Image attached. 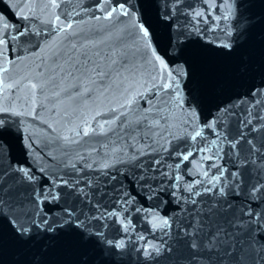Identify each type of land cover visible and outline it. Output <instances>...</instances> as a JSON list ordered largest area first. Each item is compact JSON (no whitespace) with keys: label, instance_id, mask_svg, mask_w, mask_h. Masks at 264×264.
Wrapping results in <instances>:
<instances>
[{"label":"water","instance_id":"95a60500","mask_svg":"<svg viewBox=\"0 0 264 264\" xmlns=\"http://www.w3.org/2000/svg\"><path fill=\"white\" fill-rule=\"evenodd\" d=\"M117 2L123 0H104L101 11L89 7L96 0H8L13 9L19 8L16 15L6 3L0 2V13L16 28L24 29L23 35L17 36L16 28H12L5 36L0 26V38L7 41L0 42V109H7V113L0 114L10 116L13 128L8 150L0 158V170L9 165L30 168L37 176L33 185L37 192L48 182L44 177L56 185L53 191H64L57 178L70 184L91 180L93 188L99 186L108 193L106 197L93 199H102L103 206L115 212L104 221L103 231L114 242L124 241L122 264H157L152 257L142 255L141 249L146 241L161 248L162 241L173 242L176 228L184 220L181 208L191 207L183 203V198L190 196L188 181H210L217 168L209 165H219L226 171L215 186L225 187L227 198H231L228 173L233 170L236 157L223 137L231 139L237 132V114L247 106L239 98L245 97L253 84L259 85L264 80V26L257 25L247 44L227 53L206 42L217 36L223 39L226 6L220 5L219 0H182L179 9L188 12L186 5L195 4L197 11L208 16L209 24L217 15L221 18L212 30L194 32L183 54L177 55L168 49V32L157 19L156 8H150L148 14L159 40L145 47L133 28L135 21L122 16L119 9L111 18H105L108 8ZM251 2V12L257 17L264 15V3ZM179 9L175 15L184 27L186 19ZM207 27L203 22L198 25L199 29ZM153 44L155 53L168 65L163 71L157 70ZM86 56L90 58L87 70L77 71L74 65H82ZM125 60L129 61L126 65ZM173 62L178 67L183 65L188 72L187 78L179 81V97L172 95L174 85L161 87L171 84L168 73L175 75ZM244 62L249 65L247 72L240 70ZM95 69L102 70V74ZM192 97L196 99L198 113L195 119H189L186 104L181 107L178 103L179 98ZM234 104L238 106L233 108ZM226 105L230 112L223 111ZM125 117L130 123L121 127ZM145 117L152 125L151 130L147 125L143 132L137 128L134 138H130V129L143 124ZM206 120L210 130L204 128ZM85 127L89 134L77 136L76 132ZM196 131L201 136L189 139ZM213 132L218 135L213 136ZM178 143L193 154L197 148L202 149L191 165L182 162L177 166L172 151ZM214 153L220 158L216 159ZM153 159L164 173H149L154 178L153 188L155 182L163 181L155 191L142 187L136 180L138 169L147 171ZM38 169L44 170L43 176ZM205 171L207 177L203 175ZM109 176L116 178L109 180ZM174 177L178 179L174 181ZM191 186L196 190L209 185ZM173 190L175 196H169L167 193ZM128 197L131 199L124 203ZM59 203L63 204V200ZM56 214L59 215V209ZM165 218L171 228L158 226ZM38 248L35 242L20 245L7 230L0 232V264H27ZM85 252L88 253L85 258H94L95 264H101L105 258L100 246H86L77 236L66 232L52 241L47 255L36 258L44 264H79ZM159 264L172 261L161 257Z\"/></svg>","mask_w":264,"mask_h":264},{"label":"snow or ice","instance_id":"6c2138e0","mask_svg":"<svg viewBox=\"0 0 264 264\" xmlns=\"http://www.w3.org/2000/svg\"><path fill=\"white\" fill-rule=\"evenodd\" d=\"M0 2L6 3L9 10L13 11V15L18 14L19 8L13 9L8 0H0ZM103 2L104 0H96V4L89 5V7L103 11ZM181 2L182 0H136L135 3H130L129 0H123V3L117 2L109 7L105 18H111L113 13L119 9L122 16L135 21L133 28L147 47L153 41L158 42L159 40L148 14L150 8H156L157 19L168 32V49L174 50L177 55H182L184 46L194 32L212 30L213 24L221 17L217 15L209 24L208 16L204 12L197 11L195 4H187L189 11L184 12L183 9H179ZM261 3H264V0H261ZM219 4L226 6L227 9L223 14L225 21L222 29L223 39L217 36L206 42L212 43L227 53H232L234 49L247 44L252 30L257 25L264 26V15L257 17L251 12L253 7L251 0H219ZM173 5L176 7L174 8ZM177 9L186 19L184 27L179 24V18L175 15ZM208 11L211 12V9L209 8ZM228 21L231 23L229 24ZM201 22L208 24V27L199 29L198 25ZM0 26L3 27L5 36L9 35V29L16 28L4 13H0ZM67 27L71 28V24ZM23 34V28H16L17 36ZM0 42L7 41L0 38ZM153 52L154 61L158 62L157 70L167 69L166 61L155 53L154 44ZM165 55L168 53L166 52ZM89 62L90 58L86 56L82 65L77 63L74 67L77 71H86ZM128 63V60L124 61L125 65ZM173 69L175 70L174 76L171 72L168 73L171 84L165 83L161 87L169 88L174 85L175 90L172 95L179 97L177 91L181 88L179 81L186 79L188 72L183 65L178 67L175 62H173ZM95 70L102 74V70ZM240 70L241 72L249 71L248 63H242ZM239 99L247 106L237 114L239 118L237 132L231 139L227 136L223 137L228 141L229 151L236 157L233 170L228 173V179L232 184L231 198H227L225 187L215 186L221 181L226 171L219 165H209V167L217 168L210 181H188L187 192L190 196L184 197L183 203L190 204L191 207L181 208L184 220L177 226L173 242L169 244L166 240L162 241L164 247L161 248L146 241L144 248L141 249L142 255L152 257L157 264L161 257L172 261V264H264V178H261L264 177V111H261L264 109V80L259 85L253 84L246 96ZM178 103L181 107L187 105L190 110L189 119L198 117L195 97L179 98ZM237 106L234 104L233 108ZM254 107L258 109L255 112L252 111ZM223 111L227 113L231 109H228L226 105ZM0 113H7V109H0ZM128 123L130 122L125 117V120L121 121V127ZM145 125L151 130L152 125L148 124L146 117L143 124H137L136 128L130 129L129 137L134 138L137 128L143 132ZM220 127H223L222 123ZM204 128L211 129L207 120L204 122ZM81 134L87 136L88 128L85 127L76 132L77 136ZM12 135L10 116L0 114V158L7 152L8 137ZM212 135L217 136L218 134L213 132ZM200 136L201 132L196 131L195 135L189 139L195 140ZM65 139L68 138L65 137ZM184 142L187 143V140ZM201 150L197 148L196 153L193 154L190 149L183 148L178 143L172 151V156L177 159V166L182 162H188L191 165L192 159L198 156ZM214 156L216 159L220 158L218 153H214ZM157 164L158 161L153 159L147 171L139 168V175L136 176L141 186L151 191L159 190L163 182H155V188H153L154 178L149 173L164 175L157 168ZM80 167L83 168V165ZM37 171L43 176V169ZM187 171L186 168L185 172ZM203 175L207 177L208 172L205 171ZM115 178L114 176L108 177L109 180ZM44 179L48 182L37 192L33 186L37 176L30 168L23 166L13 168L9 165L8 168L0 170V232L9 231L13 238L23 246L35 242L39 245L36 255L40 256L47 255L52 241L60 235L66 232L72 233L86 246H100L101 255L105 256L101 264H122L123 250L126 247L124 241L114 242L108 239L103 231L106 227L104 221L114 216L115 212L107 210L103 206L102 199L95 201L93 199L96 196L106 197L108 193L102 192L99 186L93 188L91 180L84 179L70 184L63 178H57V183L64 191H53L56 185H53L47 177ZM177 179L178 177L173 178L174 181ZM135 183L136 181H133V187ZM192 183L209 186L193 190ZM209 193L215 195L207 199H197ZM167 194L174 197L175 190ZM130 199L131 197L126 198L124 203H128ZM61 200L63 204L59 203ZM53 204V207H47L45 210L44 205ZM57 209H59V215L56 214ZM52 216L56 218L51 219ZM158 226L172 227L167 218L163 219L162 224ZM165 235L170 234L165 233ZM36 255L27 264H44V261L37 259ZM87 256V252L83 253L79 264H95L94 258H85Z\"/></svg>","mask_w":264,"mask_h":264}]
</instances>
